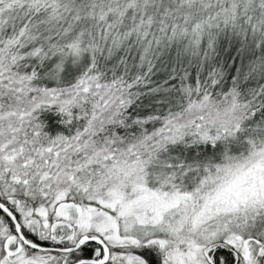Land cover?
Returning a JSON list of instances; mask_svg holds the SVG:
<instances>
[{
	"label": "snow or ice",
	"instance_id": "6c2138e0",
	"mask_svg": "<svg viewBox=\"0 0 264 264\" xmlns=\"http://www.w3.org/2000/svg\"><path fill=\"white\" fill-rule=\"evenodd\" d=\"M0 264H264V0H0Z\"/></svg>",
	"mask_w": 264,
	"mask_h": 264
}]
</instances>
